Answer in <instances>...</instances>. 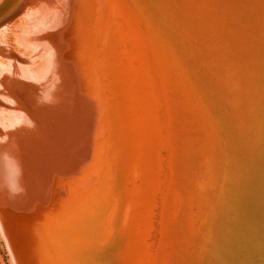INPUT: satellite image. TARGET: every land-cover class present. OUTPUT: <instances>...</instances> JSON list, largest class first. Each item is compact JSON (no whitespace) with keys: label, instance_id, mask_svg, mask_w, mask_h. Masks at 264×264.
Masks as SVG:
<instances>
[{"label":"bare ground","instance_id":"obj_1","mask_svg":"<svg viewBox=\"0 0 264 264\" xmlns=\"http://www.w3.org/2000/svg\"><path fill=\"white\" fill-rule=\"evenodd\" d=\"M157 1L158 7L152 0H9L1 5L0 11L6 5L13 9L0 20V154L6 152L0 160V195L8 194L3 183L16 179L11 170L19 160L6 139L24 130L28 158L20 166V182L30 193L26 202L44 200L64 230L58 236L71 229L67 236L83 250L103 231L111 233L109 253L101 259L83 253V264H197L199 259L163 254L159 222L170 221L177 244L190 248L197 244L193 233L199 224L201 234L212 226L211 215L223 219L225 244L210 264H264V237L257 229L241 227L251 187L261 178L264 97L259 104L256 100V111L245 124L232 121L201 68L198 78L213 124L207 137L211 142L199 158L216 167L221 161L222 167L218 186L206 199L190 195L179 184L184 161L179 139L194 133L202 117L191 90L194 80L186 75L190 64L200 65L170 20L166 0ZM78 24L87 31L85 37ZM62 35H73L75 42ZM214 106L225 112L213 113ZM176 126L185 127L183 135ZM96 148L102 160L95 158ZM66 160L69 167H58ZM99 165L104 172L94 176ZM82 166L83 182L68 190L63 176ZM16 195L10 197L15 205L20 202ZM87 203L97 209L82 221L77 216ZM118 208L127 209L124 226L117 222ZM46 231L51 239V227ZM64 259L57 260L67 264Z\"/></svg>","mask_w":264,"mask_h":264},{"label":"rangeland","instance_id":"obj_2","mask_svg":"<svg viewBox=\"0 0 264 264\" xmlns=\"http://www.w3.org/2000/svg\"><path fill=\"white\" fill-rule=\"evenodd\" d=\"M165 6L170 20L176 22L178 30L186 40L196 65H200L196 68L190 64L191 69H186V75L191 81L194 80L191 90L194 91L193 99L195 98L202 117L196 122L194 133L189 132L187 139H179L184 161L178 177L181 179L179 184L186 187L190 195H198V200L203 201L218 186L222 162L217 167L210 166L209 162L199 158L211 142L207 137L213 122L208 114L209 103L205 93L201 91L198 75L202 69L207 73V80L213 84L215 94L220 100L221 97L225 100L221 104L225 106L224 109L232 121L235 119L245 124L250 119L256 111V100L259 104L261 96L264 97V0H166ZM85 11L83 6V19ZM17 19L18 17L14 25L18 24ZM80 31L82 32V26L78 24V32ZM8 32H5L6 42H10L12 36ZM86 32L80 33L81 36L83 34L85 37ZM62 38L68 43L75 42L73 35H62ZM249 82L251 87L248 86ZM252 87H258L259 90L253 94ZM176 127L177 133L183 135L185 127ZM26 134L24 130H17L6 139V144L14 149L18 159L21 155H24V160L28 158ZM194 139L198 142L194 143ZM3 158H6L4 149L0 160ZM178 206L180 210L184 208L182 204ZM0 264H13L1 234Z\"/></svg>","mask_w":264,"mask_h":264},{"label":"water","instance_id":"obj_3","mask_svg":"<svg viewBox=\"0 0 264 264\" xmlns=\"http://www.w3.org/2000/svg\"><path fill=\"white\" fill-rule=\"evenodd\" d=\"M8 1L9 0H3V2L0 4V7L1 5H3ZM152 1L158 7L156 3L157 0H152ZM12 9L13 7L7 8V5L4 8H2L0 11V20L3 19L5 16H7V14ZM19 16L20 15H18L17 17ZM139 19L144 20L143 18H141V16L139 17ZM142 22L144 23V21ZM248 86L251 87V82L248 83ZM257 90H259L258 87L251 88L253 94L256 93ZM218 102L225 103V100L223 99V97H221V100L218 98ZM262 102H264V98ZM218 110L219 112H217ZM211 111L216 114L217 113L223 114L225 112V110H220L218 106L212 107ZM95 152H96L95 158L97 160H99V158L102 160L101 155L99 157L100 150L96 148ZM260 153H261V157L259 163L261 164V166L259 169L260 173L258 172L259 173L258 176L259 177L261 176V178L258 182H255L251 187V199L245 202V204L249 206L243 208L242 210L246 224L242 223L241 227H246V225L250 226V228L255 229V232L257 230L259 231V232L257 231L256 234L258 235L261 234L264 237V142ZM24 159H25L24 155H21L20 159L16 164L17 168L11 170V172H14L16 174V179L13 181V183L10 182L12 181L9 178L10 173L7 176V179L10 181L4 180L3 184L5 186V189L8 191V194L4 197L0 195V234L8 249L13 264H61L58 262L57 259L61 261L62 256H64V258L67 260V264H78V263L83 264L82 263L83 261H81L82 259L79 257V255L81 254L83 257V253H87V254L93 253L94 256L99 259L105 257V254L109 253L108 247L111 245L110 242L111 233H108L106 231L107 233L105 234L103 231L100 238H98L97 240H95L94 242L88 245H85L84 247L85 250H83V245L82 247L77 246L78 244L76 242L74 243L71 242L70 238L67 236L70 234L71 229L66 230L65 236L63 238L62 236L61 237L58 236V232L62 231L64 233V230L60 231V229H58V227L56 226L58 221V215L53 213L52 207H47L44 204L45 202L44 200L38 199L37 204H33L35 199L26 202L27 200H25V198L29 199L30 193L28 192L29 194L28 195L25 192L24 187L23 185H21L22 183L20 182V174H21L20 166L24 164L23 162ZM103 162L101 163L102 165H104ZM63 165L65 167H69L68 160L64 161V164H60L58 167H61ZM100 165L96 167L95 172H93L94 176H99L101 172H104V166L100 167ZM77 169L78 167L76 168V171ZM82 169L83 166L80 167L77 172L72 173L71 175L67 173L66 175L63 176L65 183L68 184V190L71 189L72 184L79 185L83 182ZM65 183L63 182L64 185ZM103 183L105 184V182ZM96 184L92 189L95 192L98 191V187H96ZM95 192L91 193V196L94 195ZM15 193H17V195L19 196V201L22 203V205L20 202L18 204L16 203L17 205H15V203L11 201L12 198L10 197L12 194ZM34 193L35 192H33V194ZM76 204H71L70 206L75 207ZM108 205L109 202L108 199H106L105 206ZM72 207L69 208L68 212L70 211L73 212ZM81 208L79 209V215L77 217L82 221L84 214H85V218H87L89 214H94L93 209H97L91 207L89 203L86 204L84 208V212H82ZM98 209H100L99 206ZM47 212L50 215H48ZM117 213H120L121 215L120 219H118L119 221L117 222L121 223L123 226L124 223L127 224L128 223L126 218L127 209L122 210L118 208ZM67 215L68 213H66V216ZM137 215H138L137 218L141 217V213H137ZM211 216H212L211 219L212 226L209 229L208 226H206V229L203 231V234H201L200 233L201 223H200L198 230L193 233L194 234L193 241L197 240L196 241L197 244L191 245L190 243L191 245L190 248H182L179 244H177L179 238H177V232L176 231L174 232L172 223L170 221H166V220L162 221L160 219L158 226L160 227L159 235H161L159 246H162L165 252L163 254L171 257L174 256V258L179 257L180 260H186V261H193L194 259H199V261H197V264H210L212 261L211 260L212 254L215 251L217 252V250L220 249L221 246H224L225 244L224 240L222 239V235L224 234V231L222 229L223 219L220 220L219 215H215V216L211 215ZM140 219L143 220L144 219L143 216ZM67 220H70V225H71L72 224L71 217L70 219ZM139 222L140 220L137 223ZM176 223H177V228L179 229L182 228V225L178 220ZM99 224L101 225V221ZM50 227H51V231L49 235L50 237H52L51 239L48 238V233L46 231V229H50ZM77 230L80 231L83 229L77 227ZM162 232L164 233L163 235L161 234ZM29 234H31L32 237H29ZM56 237L58 243L57 242L55 243ZM61 243L62 245L59 246V244ZM72 246L74 247L72 248ZM59 248L60 250H58ZM40 250L45 252L42 255V257L40 254L42 252ZM59 252H61V254H59ZM158 253H160V251H158Z\"/></svg>","mask_w":264,"mask_h":264}]
</instances>
